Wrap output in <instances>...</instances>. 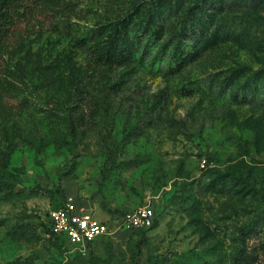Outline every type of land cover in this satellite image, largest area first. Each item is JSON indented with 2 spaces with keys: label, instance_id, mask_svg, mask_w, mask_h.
Wrapping results in <instances>:
<instances>
[{
  "label": "rangeland",
  "instance_id": "374dc122",
  "mask_svg": "<svg viewBox=\"0 0 264 264\" xmlns=\"http://www.w3.org/2000/svg\"><path fill=\"white\" fill-rule=\"evenodd\" d=\"M40 19L0 57V264H264V0H42ZM70 198L113 231L48 236ZM145 204L152 226H116Z\"/></svg>",
  "mask_w": 264,
  "mask_h": 264
},
{
  "label": "built area",
  "instance_id": "2783aa9c",
  "mask_svg": "<svg viewBox=\"0 0 264 264\" xmlns=\"http://www.w3.org/2000/svg\"><path fill=\"white\" fill-rule=\"evenodd\" d=\"M154 218L155 210L151 205H139L122 214L116 226L148 228ZM113 227L109 220L99 218L93 210L70 198L50 210L46 234L86 247L109 235Z\"/></svg>",
  "mask_w": 264,
  "mask_h": 264
},
{
  "label": "trees",
  "instance_id": "16d2710c",
  "mask_svg": "<svg viewBox=\"0 0 264 264\" xmlns=\"http://www.w3.org/2000/svg\"><path fill=\"white\" fill-rule=\"evenodd\" d=\"M42 0H0V57L28 28L42 23Z\"/></svg>",
  "mask_w": 264,
  "mask_h": 264
}]
</instances>
